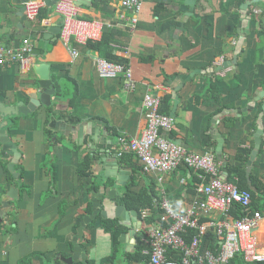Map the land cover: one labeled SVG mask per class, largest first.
<instances>
[{"label":"crops","instance_id":"obj_1","mask_svg":"<svg viewBox=\"0 0 264 264\" xmlns=\"http://www.w3.org/2000/svg\"><path fill=\"white\" fill-rule=\"evenodd\" d=\"M30 1L0 0V44L17 48L27 38L33 45L29 70L17 63L0 64V103L28 106L40 97L44 89L33 69L40 62L50 64L57 91L51 105L42 104L32 113H0V123L21 153L15 165L20 184L9 181L4 171L1 163L9 165L12 155H3L0 140V264H66L63 258L75 253L78 217L92 213V199L103 186L105 194L117 189L127 210H135L124 199L128 185L136 192L153 188L158 197L154 195V202L160 201L158 174L141 170L137 153L123 148V140L140 137L147 128L144 96L150 89L172 96L170 116L176 108L173 127L162 131L165 136L189 151L213 152L226 180L236 183L240 178L230 177L229 166L245 169L249 180H264V129L251 171L248 165L264 110V0H193L190 7L186 0H145L135 27L128 25L132 14L123 0H74L85 17L113 24L101 41L78 44L77 58L60 39L58 0H38L45 3L38 19L22 21L21 9ZM243 10L250 18L248 28L242 26ZM171 21L178 23L163 28ZM241 36L245 39L237 49ZM98 57L129 64L136 89L127 90L121 77L102 78L96 69ZM195 70L200 71L185 81L176 98L181 81L175 77ZM241 150L249 152L248 160L239 157L246 155ZM85 160L90 162V177L79 174ZM193 171L181 166L164 176L167 197L178 211L190 209L198 194L189 186ZM92 182L98 187L90 188ZM13 187L19 189L18 199L8 195ZM258 203L264 204V197ZM214 216L221 217L218 212ZM101 218L93 227L88 224L83 239L78 237L89 264H148L129 263L124 256L135 250L137 235L151 224L146 218L139 215L142 225L135 234L124 225L115 262L106 260L114 246ZM257 235L264 253V220Z\"/></svg>","mask_w":264,"mask_h":264},{"label":"built area","instance_id":"obj_2","mask_svg":"<svg viewBox=\"0 0 264 264\" xmlns=\"http://www.w3.org/2000/svg\"><path fill=\"white\" fill-rule=\"evenodd\" d=\"M44 5L42 1H30L26 6L27 19L37 20ZM144 5L145 0L122 1L124 9L132 14L129 26L137 25ZM55 11L62 18L60 39L73 58L80 54L76 47L78 44L101 41L106 28L113 25L99 18L85 17L81 6L74 0H58ZM121 18L124 20L125 15ZM32 52L33 45L27 38L17 48L0 44V64L17 63L23 70H29ZM96 69L102 78L121 77L127 90L136 89L129 64L98 57ZM161 102L162 95L150 89L144 96L147 128L140 137L123 140V148L137 153L145 172L158 174L161 186L162 195L157 203L160 215L157 221L149 224L148 236L144 237L148 245L143 252L149 257V264H229L237 255L249 263L264 261L257 235V229L264 220L262 212L254 210L239 218L230 213L236 205L250 208L251 191L241 190L235 182L221 176L220 164L213 152L198 154L165 136L162 131L170 130L175 119L160 112ZM181 166L201 172L203 180L196 188L198 194L192 207L187 211L175 209L163 186L165 174ZM207 178L209 181L206 182ZM216 212L221 215L220 219L214 216ZM149 216V211L143 212V218L148 219ZM203 218L207 220L202 222ZM188 228L197 231L190 242L183 235ZM209 231L215 232L221 240L216 250L204 252L202 245ZM169 250H173L181 260L170 258Z\"/></svg>","mask_w":264,"mask_h":264},{"label":"trees","instance_id":"obj_3","mask_svg":"<svg viewBox=\"0 0 264 264\" xmlns=\"http://www.w3.org/2000/svg\"><path fill=\"white\" fill-rule=\"evenodd\" d=\"M178 22L176 21H171L168 22L166 24L163 25V28H170L174 25H176ZM120 62V61H119ZM122 62V61H121ZM202 97V96H201ZM171 101H172V96L170 94L162 96V102H161V107H160V112L164 113V114H168L170 115V110H171ZM15 116V115H13ZM53 134L52 130H48V135L50 136V141L51 143L53 141ZM51 147V144L48 146V149ZM50 151V150H49ZM242 152H245L246 155H240L239 157H241L244 160H248L249 157V152L245 151V150H241ZM262 151H264V149H262ZM4 167V171L8 174V178L9 181L11 182H17L18 180L15 179L14 175L12 174V172L9 169V165L8 162H4L1 163ZM141 170L143 167H140ZM139 171V170H138ZM229 172H230V177H232L233 175H239V180L236 181V184L238 185V187L241 190H249L252 193V202H251V206L249 209H246L240 205H236L233 207V209L231 210V214L232 216H234L235 218H239V217H243L244 215H246L247 212H252L254 210H258L260 212H262V214L264 215V204H259L258 200H260V198L264 197V180L260 179V178H256L254 176H251V180H249L246 176V171L245 169H242L240 167L237 166H229ZM79 174L83 177H90L91 176V171H90V162L88 160H85L82 163L81 169L79 171ZM201 172L198 171H193L192 173V180L189 183L191 189H192V193L194 195L197 194V190L196 188L203 182L202 178L200 177ZM206 182L209 181V178H207L205 180ZM231 181V180H229ZM234 181V180H233ZM136 181H134L133 183H135ZM22 188H24V184L21 185ZM98 185L95 182L91 183L90 188H97ZM146 191L143 192H136L134 191L130 185L127 186L125 193H124V199L126 200L127 206L129 208H134L135 210H137L139 212L140 217H142V214L144 211H149L150 212V216L148 217V219H146V221L148 223H152L155 222V219L158 218L157 216L160 214V211L157 208V204L156 202H154V195L157 197V195L155 194L154 189L152 188V190L149 192L147 191L146 193H144ZM158 198V197H157ZM89 212L92 211V208L90 207L88 209ZM83 219V215L81 214L78 217V221L77 224H79ZM101 222L102 225L104 226L105 230L109 233H111L112 235V240H113V253L112 255H110L106 260L110 261V262H115V260L118 259V255H119V246L121 245V241H120V236L122 235L123 232L126 231V227L122 224L119 223L118 219H102L101 218ZM158 220V219H157ZM207 218H203V221H206ZM97 221L94 220L89 224V227H93L95 225ZM9 224V222H8ZM196 229L193 228H188L186 230L185 233H183L184 237L187 239L188 242H190L194 236L196 235ZM141 236L138 234L137 235V245L135 247L134 251L131 252H127L124 253V256L126 258V260L129 263L132 262H144V263H148L149 264V257L147 255H145L143 253V250L146 249V246L148 244H145L144 242V237H147V230L143 229L141 230ZM220 237L218 238L217 234H215V232L213 231H209V233L207 234V237L205 239V242H203L202 245V251L205 252V250L207 249H212V250H216L219 247V241H220ZM170 258H174L176 260H181L180 256L176 255V253L173 250H169L168 253ZM30 260L32 259V257L29 258ZM75 264H83L82 261H78ZM229 264H264V261L262 262H253V263H248L246 262L243 257L241 255H237Z\"/></svg>","mask_w":264,"mask_h":264},{"label":"water","instance_id":"obj_4","mask_svg":"<svg viewBox=\"0 0 264 264\" xmlns=\"http://www.w3.org/2000/svg\"><path fill=\"white\" fill-rule=\"evenodd\" d=\"M186 5L187 7L192 6L193 0H186ZM81 4V3H80ZM22 12V21L27 20V15L25 13L26 7H24ZM242 26L247 27L249 26V21L250 18L247 16L246 10L242 11ZM61 29V28H60ZM244 31H246L244 29ZM242 37V36H241ZM245 39V36L242 37L238 42V48L243 43V40ZM237 57V56H236ZM234 63H236V59L234 60ZM227 63H224V66H226ZM222 66H219L218 69H221ZM33 69L39 76V84L41 88H43V92H41V95L39 98H33L31 101V104L28 106L23 105L22 103H19L18 106H6L3 103H0V113L2 114L3 117L10 116V115H17V114H29L32 113L37 109L38 106L44 104L46 106L51 105L52 102V96L56 93V86L53 84L52 79H51V67L50 64L47 62H40L37 64L33 65ZM200 70H195V72H192L190 74H183V75H178L175 77V79L180 78L179 80L181 81V84L175 88L174 95L176 98H178L177 92L180 87L183 86L185 81H190L193 76H195L196 73H198ZM174 79V80H175ZM264 92H262V95ZM264 109V106H263ZM175 110L171 113L172 117H176ZM264 110L259 114V120L258 124L261 129L256 134V146L254 150L252 151L251 158L249 160V171L252 169L253 161L255 159V156L258 153V150L261 146V133L262 130L264 129ZM7 121H5V126L7 125ZM4 124L1 122L0 123V140L3 144V150L2 153L6 157H10L12 155L11 162L9 164V169L13 173L14 177L17 178L18 183L21 184L20 180V175L18 172H16L15 165L18 162L21 153L16 150L14 144L12 143L9 135L7 134L6 130L3 128ZM119 184H125L126 182V176H122ZM106 192V187H101V194L97 195L99 196L98 198H93V207H92V213L85 216L83 220L81 221V225L78 228V237L83 239L84 235V229L90 224L92 221L96 220L98 216L100 215L103 219H119V222L122 225H125L129 227L131 230L129 233L135 234L136 228L140 229L142 225V221L139 219V212L136 210H127L126 207L120 203V195L118 193L117 189H112L107 194ZM8 195L14 199H18L19 197V189L18 188H11L8 192ZM2 215V212H0ZM136 221L137 224H133L132 222ZM127 234L125 233L124 236ZM78 237L74 239V255L68 258H63L64 262L66 264H74L75 260L81 259L83 261V264H89L88 262V256L86 252V248L81 246V241H78Z\"/></svg>","mask_w":264,"mask_h":264}]
</instances>
